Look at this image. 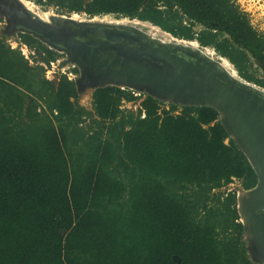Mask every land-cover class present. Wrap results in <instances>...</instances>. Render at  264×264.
<instances>
[{
  "label": "trees",
  "instance_id": "1",
  "mask_svg": "<svg viewBox=\"0 0 264 264\" xmlns=\"http://www.w3.org/2000/svg\"><path fill=\"white\" fill-rule=\"evenodd\" d=\"M33 1L149 19L185 39L196 23L223 37L219 53L264 69V33L236 0ZM137 98L96 88L88 111L73 80L38 78L0 38V264H259L243 251L235 193L210 194L232 178L245 189L257 182L218 112L174 113L176 105L146 95L124 114L121 101Z\"/></svg>",
  "mask_w": 264,
  "mask_h": 264
},
{
  "label": "water",
  "instance_id": "2",
  "mask_svg": "<svg viewBox=\"0 0 264 264\" xmlns=\"http://www.w3.org/2000/svg\"><path fill=\"white\" fill-rule=\"evenodd\" d=\"M18 14L20 30L70 53L80 69V84L145 91L160 101L215 109L256 174V184L244 190L248 227L241 223L251 233L250 253L264 255L263 89L230 74L220 56L214 59L197 42L193 47L182 39L163 41L123 23L56 17L62 24L54 25L24 8ZM238 200L237 194V210Z\"/></svg>",
  "mask_w": 264,
  "mask_h": 264
},
{
  "label": "rangeland",
  "instance_id": "3",
  "mask_svg": "<svg viewBox=\"0 0 264 264\" xmlns=\"http://www.w3.org/2000/svg\"><path fill=\"white\" fill-rule=\"evenodd\" d=\"M34 4V10H36L38 13L43 12H50L55 16H61V17H69L73 12L68 13L64 9L57 8L53 5H42L38 4L33 0H30ZM236 2L240 5V7L248 13V16L250 18V21L252 25L258 29L259 31L264 33V0H236ZM7 5L8 7H15L18 8L20 11L22 10V6L16 1V0H0V38L5 43H11L13 46L16 45L15 43L18 41L22 42V39L20 37L21 33H25L29 35L32 38V42L27 45L28 49L33 52V54H28V65L32 67V72L38 77V78H44L47 79L53 84L56 85L58 78L60 75H66L69 79L73 80L76 86L78 99L77 102L79 105L83 106L86 110L92 111V92L94 90L93 87H88V90L80 92L79 87L77 85V80L80 78V69L74 62V59H72L71 56H68L65 52H58L55 51L56 49L48 48L46 44L42 43L40 40L34 38L31 34H28L26 32H23V30H20V28L16 27L17 20L13 17H9L8 13H6L4 6ZM162 8V7H161ZM79 16L84 19H92L98 18L96 20H101L104 22L113 20V19H121L124 17L112 15V14H105L103 15H95L93 17H90L86 15L83 12H77ZM53 18V17H52ZM50 19V24L54 25H60V20L54 17L53 19ZM102 18H105L102 20ZM127 21L121 22L125 24L126 26L135 27L136 29H140L141 31L145 32L152 38H159L163 41H170L171 38H177L182 39L186 41H194L195 43H198V47H204L205 51L208 55L216 59L215 57H221L225 58L229 65L231 66V69L235 72V77L247 82L249 84L254 85L257 88H261L264 90V69L260 67L256 61L252 58L246 57V58H240L238 54H236L237 64L234 63L232 60H230L227 56L222 55L218 52L216 47L214 45L215 42L218 43L220 40H222V36L213 37L208 32H203L204 28L198 24H191V32L194 37L192 39H185V38H179L174 35H172L170 32L164 30L161 26H159L157 23L149 20V19H140L139 17L135 18H128L125 17ZM155 20L158 18L153 16ZM185 21V20H184ZM115 24V23H114ZM183 24L186 25L185 22ZM207 39V41H213L212 44L202 45L198 42V38ZM50 53L53 56V59H51L49 62L46 61L47 53ZM83 79V78H82ZM126 89V88H125ZM133 95L138 97L137 99L133 101H126L122 100L120 103V109L123 111L124 114H127V112H133L136 113L140 102L143 97L146 95H149L145 91H133ZM158 100V99H157ZM160 107L168 109L170 102L167 101H160ZM176 105L177 109L174 110V113H178L181 110L182 105L179 104H173ZM91 124V119L86 118L84 122L80 123V127L83 129L87 128ZM242 187L241 181L232 178V180L227 183L223 184L221 187L213 189L210 194H224L229 191H233L235 193L236 197V210H237V194L244 191L249 190ZM202 211L198 210V214H201ZM238 221L241 223V218L238 213ZM242 224V223H241ZM243 227V225H242ZM240 242L243 246V251L245 252L247 258L253 262L257 263L252 260V257L250 256L251 253L249 251V238L246 230L244 231V228H242L241 238ZM261 264V263H259Z\"/></svg>",
  "mask_w": 264,
  "mask_h": 264
},
{
  "label": "bare ground",
  "instance_id": "4",
  "mask_svg": "<svg viewBox=\"0 0 264 264\" xmlns=\"http://www.w3.org/2000/svg\"><path fill=\"white\" fill-rule=\"evenodd\" d=\"M20 5L28 12V13H31L32 16H35L45 22H49V20L53 17H57L55 15L52 16V14L50 12H43V13H38L36 10H34V4L32 1L30 0H17ZM58 17H61V16H58ZM93 17V16H92ZM103 17H105L103 15ZM52 18V19H53ZM61 18H67V19H70V20H73V21H84V19H82L79 14H77V12H73L69 17H61ZM98 18H92L91 21H101V20H96ZM105 18H102V20H104ZM127 21V19L124 17V18H121V19H113V20H110V21H107V22H110V23H121V22H125ZM104 22V21H102ZM40 41L43 42L44 44H46L48 47L50 48H53V49H56L57 51H60V52H65L67 55L70 53L66 52L65 50L63 49H60L58 48L57 46L53 45L52 43L46 41L45 39L43 38H40ZM190 45H192L193 47H196V43L194 41H189L188 42ZM209 54V53H208ZM68 55V56H69ZM221 65L222 67H224L225 69H227L230 74L234 75L235 76V72L231 69V66L229 65V63L227 62V60L225 58H221ZM77 82L79 83V78L77 80ZM94 85V84H92ZM79 90L80 92H83V91H86L88 90V86H84L83 84H80L79 83ZM246 192L247 191H242L240 193H238V202H239V206H238V212H239V215H240V218H241V221L242 223H244L245 227H248V224H247V219H246V216H245V209H244V206H245V199H246ZM247 234H248V238L250 237L251 238V233H249V231L247 230L246 231ZM252 239V238H251ZM250 241V240H249ZM251 243V242H250ZM252 257L253 260H256V261H261L264 263V255L263 256H260V255H257L256 253H254L253 251V255L251 253L250 255Z\"/></svg>",
  "mask_w": 264,
  "mask_h": 264
},
{
  "label": "flooded vegetation",
  "instance_id": "5",
  "mask_svg": "<svg viewBox=\"0 0 264 264\" xmlns=\"http://www.w3.org/2000/svg\"><path fill=\"white\" fill-rule=\"evenodd\" d=\"M17 1V0H16ZM21 6V5H20ZM4 8H5V11H6V13H8V15H9V17H13V18H15L17 21H18V18H19V14H18V12L20 11L18 8H15V7H8L7 5H5L4 6ZM30 15H32L31 13H30ZM59 18V17H58ZM48 23H50V22H48ZM17 24L18 25H16V27H18L19 26V23L17 22ZM19 28V27H18ZM25 34V33H24ZM38 40H40V39H38ZM43 43V42H42ZM47 46V45H46ZM48 47V46H47ZM49 48V47H48ZM55 51H57V50H55ZM59 52V51H58ZM88 84H91L90 82H88ZM85 85V84H84ZM110 86V85H109ZM116 87V86H115ZM119 88V87H118ZM94 89H96V88H94ZM125 89V88H124ZM127 89V88H126Z\"/></svg>",
  "mask_w": 264,
  "mask_h": 264
},
{
  "label": "built area",
  "instance_id": "6",
  "mask_svg": "<svg viewBox=\"0 0 264 264\" xmlns=\"http://www.w3.org/2000/svg\"><path fill=\"white\" fill-rule=\"evenodd\" d=\"M12 48L18 49L20 53L28 59V54H33L31 50L28 49L27 45L22 43L21 41L16 42V45H12L11 43H8Z\"/></svg>",
  "mask_w": 264,
  "mask_h": 264
}]
</instances>
